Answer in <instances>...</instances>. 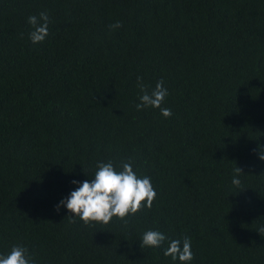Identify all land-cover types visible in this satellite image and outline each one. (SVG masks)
Instances as JSON below:
<instances>
[{"label": "trees", "instance_id": "1", "mask_svg": "<svg viewBox=\"0 0 264 264\" xmlns=\"http://www.w3.org/2000/svg\"><path fill=\"white\" fill-rule=\"evenodd\" d=\"M46 11L49 35L29 39ZM121 22L122 27L109 25ZM137 77L168 90L137 111ZM264 0H0V255L35 264H264ZM129 162L157 193L107 224L56 206L97 162ZM241 185L232 184L235 168ZM240 190V191H238Z\"/></svg>", "mask_w": 264, "mask_h": 264}, {"label": "clouds", "instance_id": "2", "mask_svg": "<svg viewBox=\"0 0 264 264\" xmlns=\"http://www.w3.org/2000/svg\"><path fill=\"white\" fill-rule=\"evenodd\" d=\"M49 15L42 11L39 15H30L27 24L30 25L29 39L33 44L43 42L49 35ZM111 29L122 27V23L117 21L109 25ZM137 87L140 90L139 103L135 104L137 111L151 107L160 109L163 117L172 115L171 109L161 107L168 90L164 87L163 79L159 80L155 87H149L142 82L141 77H137ZM258 158L264 161V148L258 146ZM94 178L82 182L73 180V184L79 186L62 199L56 206L57 212L60 206L67 209L70 223H75L79 218L85 225L101 223L107 225L113 217L128 224V217L133 216L143 210L150 209L156 198V191L148 176H138L133 170L132 164L124 162L121 170H117L111 161L97 162ZM235 176L232 184L239 189L241 185L238 177L242 171L235 168ZM240 191V190H238ZM257 232L264 233V226H260ZM166 240L169 241L164 250V256L171 257L173 261H180L181 264H188L194 259L191 250V240L185 236L181 239H169L164 233L158 230H148L143 233L140 248H158ZM0 264H35L34 259L29 255L28 249L22 245H13L7 255H0Z\"/></svg>", "mask_w": 264, "mask_h": 264}]
</instances>
